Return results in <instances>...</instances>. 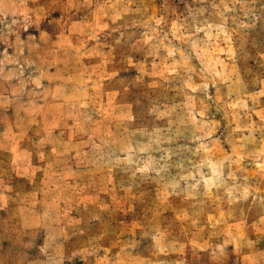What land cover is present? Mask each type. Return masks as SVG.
I'll return each instance as SVG.
<instances>
[{"label":"rangeland","instance_id":"rangeland-1","mask_svg":"<svg viewBox=\"0 0 264 264\" xmlns=\"http://www.w3.org/2000/svg\"><path fill=\"white\" fill-rule=\"evenodd\" d=\"M0 264H264V0H0Z\"/></svg>","mask_w":264,"mask_h":264}]
</instances>
